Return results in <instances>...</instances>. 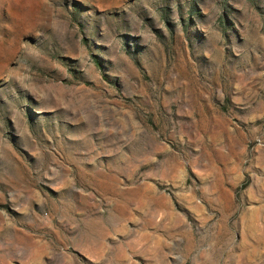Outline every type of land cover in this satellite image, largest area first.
I'll return each instance as SVG.
<instances>
[{
	"label": "rangeland",
	"instance_id": "obj_1",
	"mask_svg": "<svg viewBox=\"0 0 264 264\" xmlns=\"http://www.w3.org/2000/svg\"><path fill=\"white\" fill-rule=\"evenodd\" d=\"M0 264H264V0H0Z\"/></svg>",
	"mask_w": 264,
	"mask_h": 264
}]
</instances>
